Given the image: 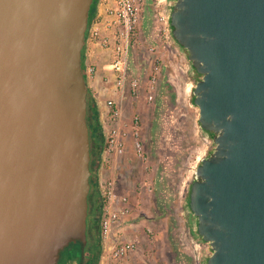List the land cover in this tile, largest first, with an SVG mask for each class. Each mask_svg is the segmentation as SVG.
Returning <instances> with one entry per match:
<instances>
[{"label": "water", "instance_id": "95a60500", "mask_svg": "<svg viewBox=\"0 0 264 264\" xmlns=\"http://www.w3.org/2000/svg\"><path fill=\"white\" fill-rule=\"evenodd\" d=\"M92 3L0 0V264L85 263ZM170 26L214 144L188 202L207 264H264V0H173Z\"/></svg>", "mask_w": 264, "mask_h": 264}, {"label": "rangeland", "instance_id": "374dc122", "mask_svg": "<svg viewBox=\"0 0 264 264\" xmlns=\"http://www.w3.org/2000/svg\"><path fill=\"white\" fill-rule=\"evenodd\" d=\"M154 2L146 0L141 26L143 50L131 60L132 69L144 70L146 78L143 92L130 99L123 113L122 127L128 133L125 149L117 156L102 151L97 180H113L117 193L128 198L130 214L120 228L130 227L118 232L124 241L136 245L127 264H207L210 248L197 236V221L188 202L196 169L214 144L201 129L199 109L192 102L198 75L184 49L176 42L169 47L158 39L151 20ZM158 65L162 70L155 101L148 103L147 78L150 69ZM166 83L175 94L173 100L164 93ZM136 141L142 146L141 155ZM92 162H97L95 151ZM89 198L91 206L100 204L94 187ZM93 234L90 216L89 245ZM197 242L202 243L199 251L194 247Z\"/></svg>", "mask_w": 264, "mask_h": 264}, {"label": "built area", "instance_id": "2783aa9c", "mask_svg": "<svg viewBox=\"0 0 264 264\" xmlns=\"http://www.w3.org/2000/svg\"><path fill=\"white\" fill-rule=\"evenodd\" d=\"M146 0H97L94 16L88 24L85 44L82 51L83 70L86 73V84L95 78L96 65L84 49L98 46L110 51L111 68L114 75V85L118 100L107 101V121L100 124L104 134L103 152L106 155L123 153L128 133L122 127L123 113L131 98H136L143 92V80L146 72L131 70L132 58L143 49L141 26ZM173 4L169 0H155L152 6V23L158 33L157 37L167 46L175 44L170 26V14ZM160 66L150 69L147 78L145 99L148 103L155 101ZM150 78V79H149ZM88 86V84H87ZM90 95L95 99L92 89ZM96 100V99H95ZM138 135V133H136ZM135 145L142 153L140 142ZM97 191L100 197L99 229L102 254L99 264H127L136 245L119 237L120 225L130 214L128 198L121 197L113 180H97ZM195 250L202 249V243H195Z\"/></svg>", "mask_w": 264, "mask_h": 264}, {"label": "trees", "instance_id": "16d2710c", "mask_svg": "<svg viewBox=\"0 0 264 264\" xmlns=\"http://www.w3.org/2000/svg\"><path fill=\"white\" fill-rule=\"evenodd\" d=\"M97 0H93V3L91 5L90 11H89V21L90 24L95 10H96ZM81 68L83 70V61H81ZM86 79V78H85ZM171 85L165 84L164 85V93H168V98H171L173 100L175 98V94L170 92ZM88 125L90 130V140H91V151L92 156L94 154H97V162L91 164V170H92V177H91V189L94 187L97 191V170L99 163L101 161V154L104 147V134L102 131V127L99 121V112L97 110L96 100L92 98V96L88 95ZM91 193V192H90ZM98 194V191H97ZM99 196V195H98ZM90 203V198H89ZM101 204V203H100ZM100 204L93 207V223H94V229H99V213H100ZM100 232V229H99ZM89 248V242L88 246L86 248V256H85V263L84 264H98L100 260V255L102 252L101 248V242L99 241V244H97L93 250H88Z\"/></svg>", "mask_w": 264, "mask_h": 264}, {"label": "crops", "instance_id": "0c3cea01", "mask_svg": "<svg viewBox=\"0 0 264 264\" xmlns=\"http://www.w3.org/2000/svg\"><path fill=\"white\" fill-rule=\"evenodd\" d=\"M85 52L87 55L90 56V59L93 61V63L96 65L97 68V74L95 78L92 79L91 81L88 80L87 84L88 87L92 89V92L95 96L97 110L100 115L99 117L100 121L101 123H104L107 121V113H108L107 101L110 99L118 100V95L116 94V89L114 85V75L110 65L111 63L110 51L104 50L98 46H93V48H90V51L89 48L84 49V53ZM131 70L135 74L138 73L139 71V69H137V72H135V70L132 69V67ZM129 227L130 226L126 228ZM126 228L123 229L120 228L119 231L121 230L123 231ZM92 236H94V238L89 246L90 250H93L94 247L97 244H99V241L101 242L99 229L98 230L94 229V234Z\"/></svg>", "mask_w": 264, "mask_h": 264}, {"label": "flooded vegetation", "instance_id": "af4514ba", "mask_svg": "<svg viewBox=\"0 0 264 264\" xmlns=\"http://www.w3.org/2000/svg\"><path fill=\"white\" fill-rule=\"evenodd\" d=\"M84 74V73H83ZM86 78V77H85ZM94 155V154H93ZM93 207L91 206V204L89 203V218H90V216H93ZM98 218H99V216H98ZM90 246V245H89ZM90 248V247H89ZM88 248V250H90ZM101 254H102V252H101ZM100 257H101V255H100ZM99 262H100V260H99ZM99 264V263H98Z\"/></svg>", "mask_w": 264, "mask_h": 264}]
</instances>
